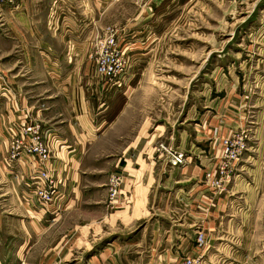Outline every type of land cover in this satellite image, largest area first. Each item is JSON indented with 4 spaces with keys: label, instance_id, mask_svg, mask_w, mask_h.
Instances as JSON below:
<instances>
[{
    "label": "crops",
    "instance_id": "0c3cea01",
    "mask_svg": "<svg viewBox=\"0 0 264 264\" xmlns=\"http://www.w3.org/2000/svg\"><path fill=\"white\" fill-rule=\"evenodd\" d=\"M136 1L124 23L116 21L115 0L0 6V76L9 87L0 93V264H179L199 252L205 264H264V238L250 235L255 223L225 219L234 207V180L216 207L211 202L219 195L201 184L210 163L209 125L198 131L185 124L198 116L192 108L178 121L181 128L170 125L168 137L190 155L184 168H172L156 150L166 114L151 126L143 111L133 70L140 49H149L134 37L154 34L138 20L156 15L163 0ZM107 28L117 30L129 60L120 88L94 73L96 42ZM212 114L199 117L215 123ZM28 118L48 133L55 195L46 205L33 198L36 158L11 157ZM114 171L123 176L122 195L111 205L107 180ZM258 179L263 190L264 172L256 170ZM193 227L207 231L201 251Z\"/></svg>",
    "mask_w": 264,
    "mask_h": 264
},
{
    "label": "rangeland",
    "instance_id": "374dc122",
    "mask_svg": "<svg viewBox=\"0 0 264 264\" xmlns=\"http://www.w3.org/2000/svg\"><path fill=\"white\" fill-rule=\"evenodd\" d=\"M16 1L0 0V6L15 7ZM115 1L119 3L114 10L116 21L124 23L137 11L136 0ZM149 18L138 20L154 34L134 37V44L148 45L149 50L140 49L133 71L141 79V104L150 114L151 126L162 122L163 111L166 114L165 125L158 123L163 137L155 142L156 150L172 168H184L190 162L188 151L175 147L168 134L170 125L182 127L178 121L192 108L198 116H188L185 124L198 131L203 130L202 124L211 129L207 135L211 146L205 149V160L210 163L203 168L201 180L205 190L219 195L211 204L216 207L234 180L237 190L229 204L234 207L224 212L225 219L253 222L256 227L250 235L264 238V189H259V179L254 181L256 170L264 172V0H163L156 15ZM209 110L215 123L205 124L199 116ZM160 143L165 149L159 148ZM169 151L182 154V163L173 165ZM234 154H238L235 160ZM207 172L214 173V182L222 188L210 189ZM226 173L230 176L227 183ZM199 198L197 203H201ZM196 210L205 212L201 205ZM192 230L193 244L201 251L207 245V231ZM203 235L200 245L197 239ZM201 264H205L202 258Z\"/></svg>",
    "mask_w": 264,
    "mask_h": 264
},
{
    "label": "built area",
    "instance_id": "2783aa9c",
    "mask_svg": "<svg viewBox=\"0 0 264 264\" xmlns=\"http://www.w3.org/2000/svg\"><path fill=\"white\" fill-rule=\"evenodd\" d=\"M2 1L11 2L12 0ZM118 38L116 29L107 28L104 35L96 42L93 62L95 75L103 79L109 85L120 88L125 86V75L128 70L129 60L126 56V48L119 46L120 40ZM0 88L2 92L9 91L7 80L4 79L3 76H0ZM21 131V139H15L12 143L11 157L16 159L20 156L21 152H24L36 158L37 169L33 177L37 179L38 185H36L33 190V198L43 205L49 204L54 198L55 191L53 190L54 177L47 166L51 159V153L46 143L48 133L42 132L40 125L30 118L22 125ZM26 135H30V138L27 139ZM159 148L165 149L162 143L159 144ZM170 155L173 165L182 163L178 161V158L183 159L182 154L170 153ZM237 155L238 154H234L231 158L235 160L237 159ZM219 165L223 167L224 163L220 162ZM206 174H208L206 180L212 177V184L218 188H222L219 183L214 182L213 172H207ZM228 179H230V176L226 173L225 183H227L226 181H228ZM122 183L123 176L120 172L114 171L109 174L107 187L108 200L111 205H116L120 202ZM204 238V235L199 237L197 243L203 245L205 241ZM203 246H206V243ZM201 258V253L197 254L196 257L186 256L179 264H201Z\"/></svg>",
    "mask_w": 264,
    "mask_h": 264
},
{
    "label": "bare ground",
    "instance_id": "6f19581e",
    "mask_svg": "<svg viewBox=\"0 0 264 264\" xmlns=\"http://www.w3.org/2000/svg\"><path fill=\"white\" fill-rule=\"evenodd\" d=\"M181 157V156H180ZM178 161H183V160H181V159H179L178 158ZM230 180H228L227 182H229ZM208 186L210 187V189H215V187H214V185L212 184V177H210L209 179H208ZM218 188V187H217ZM218 189H220V188H218Z\"/></svg>",
    "mask_w": 264,
    "mask_h": 264
}]
</instances>
